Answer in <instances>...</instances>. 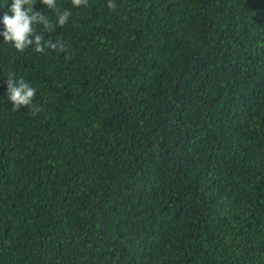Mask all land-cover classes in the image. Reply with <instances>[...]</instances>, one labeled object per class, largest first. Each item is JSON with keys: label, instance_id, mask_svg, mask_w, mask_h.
<instances>
[{"label": "trees", "instance_id": "obj_1", "mask_svg": "<svg viewBox=\"0 0 264 264\" xmlns=\"http://www.w3.org/2000/svg\"><path fill=\"white\" fill-rule=\"evenodd\" d=\"M114 3L0 36V264H264V0Z\"/></svg>", "mask_w": 264, "mask_h": 264}, {"label": "clouds", "instance_id": "obj_2", "mask_svg": "<svg viewBox=\"0 0 264 264\" xmlns=\"http://www.w3.org/2000/svg\"><path fill=\"white\" fill-rule=\"evenodd\" d=\"M39 3L55 13V23L40 11L34 10L37 0H11L8 12L2 18L4 30L0 32V36H3V42L12 43L13 47L21 53L29 47H32L36 53H45L46 49L66 53L65 41L53 40L50 37L46 39L44 33H53L57 25L63 27L68 24L71 11L60 10L57 0H39ZM71 3L74 7L87 6L89 0H71ZM107 7L115 10L117 5L114 0H107ZM38 26H42L39 32L37 31ZM65 59H70V56L65 55ZM6 82V98L12 103L14 109L18 110L22 106L33 104L37 90L30 83L23 78H16L13 72L8 73Z\"/></svg>", "mask_w": 264, "mask_h": 264}]
</instances>
